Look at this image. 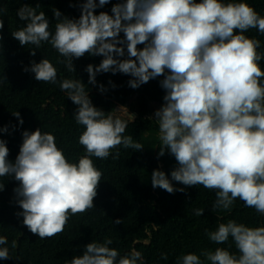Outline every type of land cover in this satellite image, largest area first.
<instances>
[{"label":"clouds","instance_id":"obj_1","mask_svg":"<svg viewBox=\"0 0 264 264\" xmlns=\"http://www.w3.org/2000/svg\"><path fill=\"white\" fill-rule=\"evenodd\" d=\"M108 2L83 0L78 18L63 16L53 8L54 32L45 13L37 12L39 5L24 3L17 16L26 23L11 35L21 46L33 45L29 49L33 56L35 49L50 43L64 58L58 63L72 73L73 58L102 56L98 65L85 68L90 84L97 83L95 76L100 72L129 75L128 85L133 89L162 76L160 86L165 94L154 112L161 142L157 156L167 151L175 157L171 180L215 190L216 210L229 211L238 198L264 215V71L259 66L264 54L258 51L261 41L245 35L250 29L264 34V16L245 0H122L113 4L111 15L95 13ZM5 11L0 8V17ZM24 71L34 73L37 81L58 82L57 69L47 58L30 62ZM59 87L77 106L76 123L84 126L79 144L85 154L78 162H70L54 135L40 128L22 132L14 161L8 160L6 142L0 139V177L18 181L13 191L21 211L16 215L41 239L62 233L70 214L95 207L102 172L92 157L106 160L120 145L136 151L144 148L131 135H124L135 119L126 106L115 112L97 108L78 78L63 79ZM98 88L106 91L102 84ZM12 114L23 124L18 111ZM5 131L6 127H0V132ZM119 156L116 151L113 159ZM151 184L170 194L185 191L174 187L159 168L153 169ZM3 188L0 182V191ZM202 213L200 208L193 212L196 216ZM206 234L218 245L231 237L238 254L217 247L200 255L185 254L178 264H264V226L229 220ZM112 243L111 238L91 241L68 264H143L140 251L133 248L121 255L110 247ZM7 244V237L0 235V259L11 258L9 248L4 247ZM11 246L17 247V241ZM161 258L168 257L161 254Z\"/></svg>","mask_w":264,"mask_h":264},{"label":"trees","instance_id":"obj_2","mask_svg":"<svg viewBox=\"0 0 264 264\" xmlns=\"http://www.w3.org/2000/svg\"><path fill=\"white\" fill-rule=\"evenodd\" d=\"M82 2L0 0V8L6 10L0 17L4 20V27L0 29V77H4L0 83V127L7 128V131L0 132V139L6 142L8 160H15L22 143V132L36 128L53 134L57 147L62 149L70 162H78L85 154L84 146L79 144L84 126L77 124L73 116L77 106L59 87V81L68 78L81 79L93 105L104 112H115L124 105L134 113L135 119L128 124L124 135H131L134 142L141 143L144 148L136 151L120 145L112 150L106 160L92 157L95 166L102 172L94 198L95 207L83 214H70L64 231L51 238L41 239L23 224V217L16 215L21 209L13 191L18 181L12 177H0V182L4 184L0 191V235L7 237L8 244L4 247L9 248L11 256L7 260L0 259V264H68L73 256L83 253L87 243L103 242L106 238L112 239L110 247L116 248L121 255L133 248L140 251L143 264H178L179 258L185 254L200 255L202 251H214L217 247L238 254L231 237L225 244L218 245L210 241L206 232L215 231L220 223L229 220L250 227L264 226V215L246 207L238 198L229 211L214 209L216 191L202 185L186 187L171 180L170 173L177 166L175 157L166 151L164 156L158 158L160 140L153 143L144 136V133L157 127L151 117L150 103L154 102L159 107L163 103L165 90L160 86L162 76L133 89L128 85L131 79L129 75L100 72L95 76L97 83L90 84L85 68L88 64L98 65L102 56L85 54L79 59L73 58L75 73H72L64 64L58 63V59L64 58L50 43H43L40 49H35L33 56L29 52L33 45L21 46L11 35L26 23L17 16V9L24 3L32 7L39 5L37 12L45 13L50 31L54 32L57 21L52 9L60 10L63 16L78 18ZM117 2L122 0H109L94 11L96 14L104 11L111 15V8ZM245 2L264 16V0ZM245 35L259 39L261 46L258 51L264 54V34L250 29ZM123 36L121 32L120 37ZM42 58H47L56 67V84L37 81L34 73L24 71L30 62H39ZM259 66L264 71V58ZM101 84L106 89L103 93L98 88ZM15 111L20 113L23 124L12 114ZM116 151L120 156L113 159ZM157 168L165 172L174 187L185 188V191L170 194L159 187L153 188L151 173ZM197 208L203 209L201 216L193 214ZM117 218L121 223H114ZM13 240L17 241L15 248L11 246ZM161 254H166L167 260L162 259Z\"/></svg>","mask_w":264,"mask_h":264},{"label":"rangeland","instance_id":"obj_3","mask_svg":"<svg viewBox=\"0 0 264 264\" xmlns=\"http://www.w3.org/2000/svg\"><path fill=\"white\" fill-rule=\"evenodd\" d=\"M150 106L152 109L151 117L155 120L154 112L156 109L159 108V106L154 102H151ZM116 110L118 111L119 109H116ZM156 126H157L156 129H154L153 131H149L147 133H144V136L145 137L147 136L148 140L153 142V143H156L159 140V129H158V123L157 122H156Z\"/></svg>","mask_w":264,"mask_h":264}]
</instances>
